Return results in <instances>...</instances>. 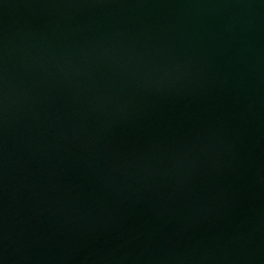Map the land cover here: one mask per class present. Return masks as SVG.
<instances>
[{
    "label": "water",
    "instance_id": "1",
    "mask_svg": "<svg viewBox=\"0 0 264 264\" xmlns=\"http://www.w3.org/2000/svg\"><path fill=\"white\" fill-rule=\"evenodd\" d=\"M0 264H264V0H0Z\"/></svg>",
    "mask_w": 264,
    "mask_h": 264
}]
</instances>
